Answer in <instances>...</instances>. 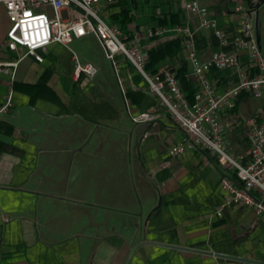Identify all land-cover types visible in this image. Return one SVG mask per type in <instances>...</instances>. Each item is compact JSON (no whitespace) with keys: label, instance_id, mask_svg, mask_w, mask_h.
<instances>
[{"label":"crops","instance_id":"crops-1","mask_svg":"<svg viewBox=\"0 0 264 264\" xmlns=\"http://www.w3.org/2000/svg\"><path fill=\"white\" fill-rule=\"evenodd\" d=\"M178 1L114 0L102 4V16L121 29L128 19L122 30L132 35L177 10ZM200 2L227 32L239 27L238 4L255 19L259 11L263 35L261 0L254 9L243 0ZM183 19L204 40L201 55L220 50L196 18L185 12ZM9 27L0 4V63L21 59L14 74L0 73V105L14 94L10 112L0 117V264H264V222L233 205L212 217L225 200L220 181L226 172L196 145L169 156L187 134L123 57L116 73L88 34L69 49L50 45L39 63L23 48H6ZM72 52L96 67L94 77L75 75ZM252 100L237 115L257 112L260 102ZM145 112L155 119L132 120ZM227 137L236 154L248 153L242 126Z\"/></svg>","mask_w":264,"mask_h":264},{"label":"built area","instance_id":"built-area-1","mask_svg":"<svg viewBox=\"0 0 264 264\" xmlns=\"http://www.w3.org/2000/svg\"><path fill=\"white\" fill-rule=\"evenodd\" d=\"M114 0H0L7 11L10 27L6 48L26 50L39 63L44 61L41 52L57 44L67 49L78 39L93 34L102 44L107 59L115 72L119 70L118 57H123L149 86L162 107L187 134V139L172 147L170 157L185 153L188 147L199 146L226 172L220 181L225 195L224 203L212 216L222 217L227 206H243L252 209L264 222V51L259 47L253 12L238 4L235 12L240 15L235 34L224 31L200 0H186L184 10L199 22V28L211 32L220 50L210 55L198 51L196 34L187 24L168 28L153 26L130 35L103 18L102 4ZM51 11V13H50ZM175 34L184 39V57L191 67L197 93L190 102L170 66L165 64L157 71L149 70L150 49L144 44L153 38ZM226 48H228L226 50ZM75 75L94 77L96 67L82 64L72 52ZM21 59L0 63V73L14 74ZM12 69L14 70L12 72ZM233 70L237 79L234 85L224 89L210 76L215 71ZM121 86V80L118 79ZM242 94L260 102V108L249 117L234 113L237 99ZM13 91L10 90L4 104L0 105V117L13 107ZM127 105V103H126ZM229 122H225L224 116ZM155 119L145 112L133 116L135 123H148ZM242 126L249 142L247 154H236L228 141V131ZM233 174L232 176L229 175Z\"/></svg>","mask_w":264,"mask_h":264},{"label":"trees","instance_id":"trees-1","mask_svg":"<svg viewBox=\"0 0 264 264\" xmlns=\"http://www.w3.org/2000/svg\"><path fill=\"white\" fill-rule=\"evenodd\" d=\"M167 1V0H163ZM169 4L173 6V0H168ZM264 2V0H261ZM243 2H246V4L251 8L254 9L256 7V4L253 0H243ZM179 7L177 10H171L169 13L164 14L162 17H158V22L155 23L153 26H178L183 24V17L185 14L184 5H182L181 0L178 1ZM127 11V10H126ZM261 16V15H260ZM120 17H117L119 19ZM127 20L128 19H122L121 25L122 29H127ZM224 31H226L224 29ZM232 34H235L236 31L230 32ZM261 34H262V27H261ZM263 35H262V43H263ZM150 41H153L155 43V46L151 48L150 50V60H149V70L150 71H157L158 67L162 63H167L169 61V66L171 70L175 73L177 79L180 82V85L184 91V93L187 95L190 102L194 101L195 95L197 93V89L194 85L193 80L189 78V68L188 63L183 59L181 56V53L184 50V39L178 36H175L171 39H168L166 41H161L160 38H153L150 39ZM199 51L201 52V49L205 42L204 40L197 41ZM263 48V44H262ZM228 48H226L227 50ZM177 61V62H176ZM173 62L174 65L172 64ZM172 64V65H171ZM215 79L220 83L222 86H229L234 85L237 83V79L235 75H233V70H223V71H215L214 72ZM218 84V83H217ZM250 96L248 94H242L236 102V106L234 109V113L237 114L238 109L240 105ZM206 152V151H205Z\"/></svg>","mask_w":264,"mask_h":264},{"label":"water","instance_id":"water-1","mask_svg":"<svg viewBox=\"0 0 264 264\" xmlns=\"http://www.w3.org/2000/svg\"><path fill=\"white\" fill-rule=\"evenodd\" d=\"M259 11L256 14V19H255V28H256V35H257V41L259 44V47L262 49V34H261V22H260V17H259ZM176 248V247H172ZM178 249V248H176Z\"/></svg>","mask_w":264,"mask_h":264},{"label":"rangeland","instance_id":"rangeland-1","mask_svg":"<svg viewBox=\"0 0 264 264\" xmlns=\"http://www.w3.org/2000/svg\"><path fill=\"white\" fill-rule=\"evenodd\" d=\"M255 4L256 5H258L259 4V0H257L256 2H255ZM231 7L233 8V10L235 9V7H234V4H232L231 5ZM262 12H263V14H264V7L262 8ZM252 22L254 23V25H255V16L253 15L252 16ZM263 36H264V21H263ZM263 51H264V38H263ZM109 62V64L111 65V62L110 61H108ZM111 67H112V65H111ZM252 103H257L258 104V101H256V100H252ZM244 106H246V105H244ZM244 113V112H243ZM244 115V114H243Z\"/></svg>","mask_w":264,"mask_h":264},{"label":"flooded vegetation","instance_id":"flooded-vegetation-1","mask_svg":"<svg viewBox=\"0 0 264 264\" xmlns=\"http://www.w3.org/2000/svg\"><path fill=\"white\" fill-rule=\"evenodd\" d=\"M263 2V1H262Z\"/></svg>","mask_w":264,"mask_h":264}]
</instances>
